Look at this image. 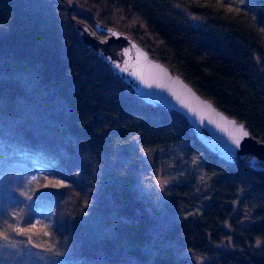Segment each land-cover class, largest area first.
Listing matches in <instances>:
<instances>
[{"label": "trees", "instance_id": "1", "mask_svg": "<svg viewBox=\"0 0 264 264\" xmlns=\"http://www.w3.org/2000/svg\"><path fill=\"white\" fill-rule=\"evenodd\" d=\"M69 1L0 0V264H264V171L142 102L78 30L131 35L264 142V0Z\"/></svg>", "mask_w": 264, "mask_h": 264}, {"label": "water", "instance_id": "2", "mask_svg": "<svg viewBox=\"0 0 264 264\" xmlns=\"http://www.w3.org/2000/svg\"><path fill=\"white\" fill-rule=\"evenodd\" d=\"M78 29L82 42L142 102L185 119L202 146L225 163L249 158L253 171H264V142L254 137L243 121L200 94L135 38L98 21L93 26L79 24ZM102 33L106 36L102 37Z\"/></svg>", "mask_w": 264, "mask_h": 264}, {"label": "rangeland", "instance_id": "3", "mask_svg": "<svg viewBox=\"0 0 264 264\" xmlns=\"http://www.w3.org/2000/svg\"><path fill=\"white\" fill-rule=\"evenodd\" d=\"M68 4H69L68 5L69 12H71L73 5L77 6V3L74 0H70L68 2ZM80 25H82V26H86V25L92 26L91 24H88V23L83 22V21L81 22ZM78 30H79V33L81 35L80 29H78ZM101 36L105 37L106 35L102 33ZM158 153L159 152L157 150H155V149H153L152 151H146V152H144V150H142V154L145 156V160L148 161V162H152L153 158L156 157L158 155ZM167 154L176 155L175 159L169 158V162L168 163H170V165H175L176 162H178L177 161L178 159H180L181 161L183 160V155L184 154H183V152H181V153L178 152V147L177 148H175V147L169 148V150L167 151ZM164 155H166V153H164ZM174 155H172V156H174ZM179 155H180V157H179ZM158 156H161V158H160L159 163L157 165L161 166V164L163 163V160H164V158H163L164 156L161 153ZM246 159L249 160V158H244V160H246ZM167 161L168 160H165L164 164L167 163ZM191 162H193V160H187V166H189L191 164ZM182 165L185 167V162L184 161L182 162ZM184 167H183V169H187V168H184ZM195 167L197 169L201 168V170H203L202 166H200V165H195ZM181 171H183V170H181ZM171 172H173L172 174H174V171L171 170V169H162V170L159 171L158 176L155 178V183H154V185L152 186L151 189L156 190L158 192V198L156 199L157 202L159 201V199L167 200V199H169L172 196V192H171L170 187H169V185L173 182L172 181L173 177H170V173ZM209 179H210V177H209ZM197 180H198V183H201V182L206 180V176L202 173V171L198 174ZM208 259H211V258H209V257H201V256L195 255L196 264H203Z\"/></svg>", "mask_w": 264, "mask_h": 264}, {"label": "snow or ice", "instance_id": "4", "mask_svg": "<svg viewBox=\"0 0 264 264\" xmlns=\"http://www.w3.org/2000/svg\"><path fill=\"white\" fill-rule=\"evenodd\" d=\"M242 135L247 136V133L242 131Z\"/></svg>", "mask_w": 264, "mask_h": 264}]
</instances>
